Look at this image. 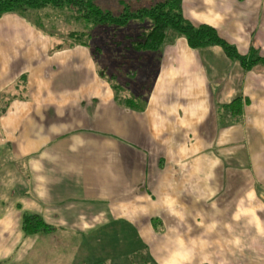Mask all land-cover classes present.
Segmentation results:
<instances>
[{
	"label": "crops",
	"instance_id": "1",
	"mask_svg": "<svg viewBox=\"0 0 264 264\" xmlns=\"http://www.w3.org/2000/svg\"><path fill=\"white\" fill-rule=\"evenodd\" d=\"M55 11L0 16V264L78 251L118 220L155 264H264V65L171 38L117 71L69 45L70 11L55 36ZM182 15L264 57V0H182ZM24 214L55 230L25 234Z\"/></svg>",
	"mask_w": 264,
	"mask_h": 264
},
{
	"label": "trees",
	"instance_id": "2",
	"mask_svg": "<svg viewBox=\"0 0 264 264\" xmlns=\"http://www.w3.org/2000/svg\"><path fill=\"white\" fill-rule=\"evenodd\" d=\"M44 8L70 11L74 21L81 22L84 30L71 32L69 37L73 42L69 45L87 47L96 64L104 59H108L109 63L116 61L119 66L117 71L131 66V54L158 52L171 38H184L192 50L219 47L227 58L238 61L245 70L264 65V57L259 56L256 50L250 49L246 55H242L213 27L206 24L194 26L187 21L182 15V0H133L119 12L104 11L92 0H0V16L5 13L24 15L29 10ZM131 22L140 28L139 34L135 35L137 28H132ZM97 28L110 37L105 50L101 46L103 43L97 45ZM83 37L87 41H80ZM117 38L121 43L115 42ZM110 54H114L115 60H111ZM22 228L27 235L52 233L55 230L39 216L30 214H24ZM132 252L124 256L128 264H155L140 243Z\"/></svg>",
	"mask_w": 264,
	"mask_h": 264
},
{
	"label": "rangeland",
	"instance_id": "3",
	"mask_svg": "<svg viewBox=\"0 0 264 264\" xmlns=\"http://www.w3.org/2000/svg\"><path fill=\"white\" fill-rule=\"evenodd\" d=\"M55 12L61 13L58 18H55L57 16L54 17L52 15L53 24L56 26L53 34L56 33L55 36H60L69 30L65 27L66 23L62 20L67 13L66 11ZM71 28L80 30L82 27L72 24ZM137 32L135 34H137ZM106 37L107 36L103 34L102 30L97 28V45H101V38ZM80 41H87V39L86 37H83ZM101 46H103L102 48L104 50L106 49V47H104L105 43ZM86 223L87 222H85V224ZM100 223V220L97 219V225ZM82 224L83 222L81 221V225ZM92 224H96V222L92 221ZM87 226H90L89 223ZM98 227L99 226H97V230L89 232L86 237H81L80 240L84 241L78 249L79 256L78 251L71 248H69V253H60V248L55 244L52 246L53 254H48L47 260L42 262V264H128L126 259H124V256L133 253L132 251L137 248L138 244L135 228L127 223L126 220L108 222L105 227ZM65 251H68V248ZM78 258H81L80 262Z\"/></svg>",
	"mask_w": 264,
	"mask_h": 264
}]
</instances>
